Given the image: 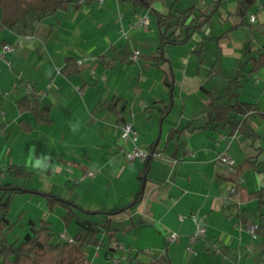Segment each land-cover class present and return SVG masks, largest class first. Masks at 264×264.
I'll return each instance as SVG.
<instances>
[{
    "label": "crops",
    "instance_id": "crops-1",
    "mask_svg": "<svg viewBox=\"0 0 264 264\" xmlns=\"http://www.w3.org/2000/svg\"><path fill=\"white\" fill-rule=\"evenodd\" d=\"M19 1L8 0L0 7V43H22L4 54L11 67L0 59V185L56 195L72 203L79 217L109 220L112 238L101 234L97 246L84 247L85 264H108L111 240L124 246L119 264L154 259L169 264H264V68L247 73V60L264 52V0L248 10L237 0H155L149 9L138 11L119 0H70L66 10L39 20L19 17ZM190 8L212 15L189 38L185 27L170 29L167 35L175 31L178 44H164L160 60L157 14L177 16ZM143 15L148 25L133 28L132 21ZM23 34L33 37H17ZM135 50L140 55L133 61ZM68 58L76 62L77 72L64 75L61 69ZM236 72L242 76L239 99L253 107L246 120L257 134L253 141L209 123L211 97L202 88L223 95ZM29 93L48 106V125L18 109L17 101ZM170 100V111L161 119L159 108ZM118 119L133 126L142 149L162 157L148 161L140 201L107 215L100 212L133 202L146 162L124 158L122 152L131 143L119 138ZM219 135L224 138L217 141ZM30 150L46 166L25 165ZM218 153L230 156L236 167L246 158L256 160L257 166L244 172L239 184L248 192L260 191L263 203L241 202L228 194L231 182L221 176ZM8 168L33 174L14 177ZM68 211L61 206L50 211L46 198L36 193L15 194L7 214L14 226L7 239L21 240L30 223L38 226L40 221L48 223L54 243L61 241V232L72 239L77 225L74 217L64 220ZM193 213L205 216L206 236L187 251ZM252 223L260 229L256 239L248 232ZM169 233L178 235L174 242H168Z\"/></svg>",
    "mask_w": 264,
    "mask_h": 264
},
{
    "label": "trees",
    "instance_id": "trees-1",
    "mask_svg": "<svg viewBox=\"0 0 264 264\" xmlns=\"http://www.w3.org/2000/svg\"><path fill=\"white\" fill-rule=\"evenodd\" d=\"M8 0H0V7L3 6ZM121 4H131L135 11L147 10L155 0H119ZM219 2V1H218ZM218 2H216L215 8ZM257 0H237V4L243 9L248 10L252 5H254ZM70 0H21L18 2V15L19 17L35 16L38 20L54 14L58 10H66ZM191 15L194 18L190 19ZM211 13L208 15H203L200 12H193L190 8L184 12L179 13L177 16L171 14L156 16V25L158 27V47L157 53L160 60H164L162 47L164 44H178L177 36H175V31L170 35L167 32L170 29H176L180 27H185L186 38L197 29H200L202 25L211 17ZM203 18L202 21L199 19ZM2 23L0 22V25ZM248 53V49L245 50ZM256 56H251L247 63H250V70L248 74H254L260 69L264 68V52H257ZM64 75H70L77 72L76 62L71 59H66L65 66L61 69ZM242 78L239 72L228 81V86L225 90V94L213 96L211 92L202 88V90L211 97V103L209 106L208 117L209 123L214 129L217 127L225 128L228 127L230 132L239 131L240 133L246 135L252 141L257 138V134L250 128L247 123V117L252 112L253 107L249 103H244L240 101V79ZM227 97L228 101H224L223 98ZM171 100L169 104L162 105L159 108L161 119L168 114L171 107ZM17 107L20 111H29L32 113L35 122L48 125L50 119L48 117V106H41L40 102L29 93L27 96L20 98L17 101ZM118 115V112L115 113ZM118 124L123 125L124 123L121 119L117 120ZM22 124V122H20ZM120 125V126H121ZM22 129L29 131L28 126L22 125ZM4 132V127L0 124V134ZM256 160L252 158H246L238 167L235 168L230 176L224 177L223 173L221 176L230 182L237 181L241 175L249 170H253L257 165ZM149 162L146 161L144 168L141 171L139 179L142 181L143 177L147 174ZM10 175L14 177H26L29 178L33 172L17 169L8 168L7 170ZM142 184V183H141ZM142 186V185H141ZM135 195V198L131 204L123 207L122 209L113 210L111 212L101 211L102 214H117L126 209H130L136 203H138L143 195V188H141ZM36 193L37 195H42L47 200V206L50 211H52L56 206H61L68 208L69 211L64 217V220H68L74 217L75 224L77 225V232L72 238V242L59 241L54 243V234L49 228L47 222L40 221L38 226L31 224L29 232L19 241L10 242L7 239V232L10 231L14 224H10L7 218L9 212V207L12 201V197L18 193ZM233 196L241 202H245L251 199H257L260 203L262 202V193L260 191L248 192L239 183L236 185L235 192ZM72 203L60 199L56 195L34 192L29 189H15L10 183L0 185V264H85L86 254L84 252V247L87 246H97L100 243V235L107 234L108 239H111V227L110 221L106 220L104 223H100L93 220L84 219L76 214V210L73 209ZM77 211H81L85 214L88 212L77 208ZM99 213V212H98ZM260 232L259 226L257 233ZM116 241V240H111ZM110 241V242H111ZM113 250L107 245L106 255L112 254ZM127 260L132 261V256L128 253ZM134 264H142L136 262ZM149 264H169L163 259H154Z\"/></svg>",
    "mask_w": 264,
    "mask_h": 264
},
{
    "label": "built area",
    "instance_id": "built-area-1",
    "mask_svg": "<svg viewBox=\"0 0 264 264\" xmlns=\"http://www.w3.org/2000/svg\"><path fill=\"white\" fill-rule=\"evenodd\" d=\"M83 1L85 0H80V2ZM96 1L100 4L104 2V0H96ZM254 21H255V16L251 15L250 22H254ZM148 23H149L148 16L143 15L133 20L131 26L133 28H141V27H146ZM29 38H30L29 36H24L21 39H29ZM21 44H22L21 41H19L15 45L0 43V59H2L8 67H11V62L4 57V54L13 53L18 47L21 46ZM139 55H140V51L135 50L131 56V60L133 61L138 60ZM78 63L81 64L82 60H79ZM119 138L123 141L131 143V148L122 152L124 158L128 161H132L135 159L141 161H147L150 159H160L162 157V154L160 152L144 150L137 144L138 134L130 123H124L123 125L120 126ZM223 138H224L223 136L219 135L217 141H220ZM216 163L220 167L224 177H228L233 172H235L236 166L234 160L225 153H218L216 158ZM94 175L95 172H85V176L87 177H93ZM240 181L241 179L239 178L237 181L231 182L229 186L228 194L233 196L236 185L240 183ZM190 218L194 223V232L189 236V245L186 248L187 251H191L192 244L196 243L198 240L204 239L206 236L205 216L200 215L198 213H193L191 214ZM257 229H258V224L252 223L248 225V232L251 235V239H256ZM177 237L178 235L176 233H169L167 235V240L168 242H174L177 239ZM59 238L62 241L72 242V239L68 238L67 235L63 232L59 234ZM109 247L113 250V252L108 258V264H119L121 262V256L119 253L124 250V246L121 245L118 241H111L109 243ZM211 248L218 252L216 244H213ZM232 264H240V263L234 262Z\"/></svg>",
    "mask_w": 264,
    "mask_h": 264
},
{
    "label": "clouds",
    "instance_id": "clouds-1",
    "mask_svg": "<svg viewBox=\"0 0 264 264\" xmlns=\"http://www.w3.org/2000/svg\"><path fill=\"white\" fill-rule=\"evenodd\" d=\"M25 165H40V166H46V165H42V162L41 160L39 159H33V156H32V152L31 150L29 151V154L23 158V161H22Z\"/></svg>",
    "mask_w": 264,
    "mask_h": 264
},
{
    "label": "rangeland",
    "instance_id": "rangeland-1",
    "mask_svg": "<svg viewBox=\"0 0 264 264\" xmlns=\"http://www.w3.org/2000/svg\"><path fill=\"white\" fill-rule=\"evenodd\" d=\"M24 36H29V37H33L32 35H30V34H23V35H17V37H19V38H23ZM62 233V232H61ZM64 233V232H63Z\"/></svg>",
    "mask_w": 264,
    "mask_h": 264
},
{
    "label": "water",
    "instance_id": "water-1",
    "mask_svg": "<svg viewBox=\"0 0 264 264\" xmlns=\"http://www.w3.org/2000/svg\"><path fill=\"white\" fill-rule=\"evenodd\" d=\"M147 161H149V160H147ZM144 183H145V177H143V179H142V186H141V188H143V185H144Z\"/></svg>",
    "mask_w": 264,
    "mask_h": 264
}]
</instances>
